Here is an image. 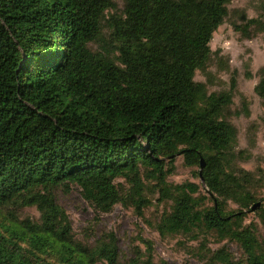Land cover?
Returning a JSON list of instances; mask_svg holds the SVG:
<instances>
[{"label": "trees", "instance_id": "16d2710c", "mask_svg": "<svg viewBox=\"0 0 264 264\" xmlns=\"http://www.w3.org/2000/svg\"><path fill=\"white\" fill-rule=\"evenodd\" d=\"M230 3L125 0L118 12L115 0H0V264H154L142 238L145 252L125 263L113 233L94 246L77 240L55 196L76 186L99 214L122 204L143 216L147 182L171 202L162 237L200 242L194 254L210 264H264V243L245 224L257 177L239 166L238 132L225 119L234 86L209 94L195 81ZM250 26L264 29L261 19ZM106 28L111 49L94 50ZM255 92L264 102V69ZM178 157L199 168L204 158L196 176L206 194L169 183ZM25 208L39 219L12 214ZM258 215L264 227V208ZM210 235L237 243L244 259L209 248Z\"/></svg>", "mask_w": 264, "mask_h": 264}, {"label": "rangeland", "instance_id": "374dc122", "mask_svg": "<svg viewBox=\"0 0 264 264\" xmlns=\"http://www.w3.org/2000/svg\"><path fill=\"white\" fill-rule=\"evenodd\" d=\"M117 11L121 12L125 0H115ZM229 15L224 24L214 34L211 42L212 56L207 69V75L198 71L195 81L206 83L209 94L229 92L234 86L233 103L225 114V119L236 127L238 132L237 151L243 152L238 160L239 166L256 175L254 193L257 201L264 208V102L256 94L255 87L260 81L264 69V29L250 26L243 29L247 20L261 19L264 27V0H231ZM235 26H240L236 30ZM109 29L104 31L101 43L91 44L94 50L109 45ZM199 167H188L182 157L175 163V171L169 177V183L180 185L194 183L201 186V180L196 176ZM124 184V180H119ZM152 182H147L145 195L151 204L142 210L143 216L138 215L135 207L119 204L110 213H97L82 197L81 190L73 186L70 193L61 189L56 190L57 203L69 216L73 235L79 241L94 246L105 234L113 233L117 238L120 261L127 262L135 255L138 247L145 252V245L140 239L153 242L154 264L165 261L168 264H210L195 256L200 242L190 241L183 236L162 237L157 226L163 214L170 211L171 202L162 201L158 191H151ZM128 189L129 186L125 184ZM206 194V193H205ZM212 207L213 202H208ZM247 210L246 225L254 224L258 239L264 243V227L258 212ZM240 208L230 203L228 211H238ZM20 220L39 219L35 208H25L12 212ZM8 214L0 209V222H4ZM209 248L218 250L225 248L234 258L244 259L243 251L235 242L218 243L214 235L208 237Z\"/></svg>", "mask_w": 264, "mask_h": 264}, {"label": "water", "instance_id": "95a60500", "mask_svg": "<svg viewBox=\"0 0 264 264\" xmlns=\"http://www.w3.org/2000/svg\"><path fill=\"white\" fill-rule=\"evenodd\" d=\"M206 166L204 158L200 159V176H202V171L204 170ZM261 208V202H258L252 206V208L249 210L250 213L256 212Z\"/></svg>", "mask_w": 264, "mask_h": 264}]
</instances>
